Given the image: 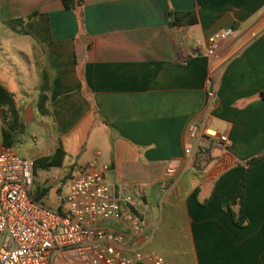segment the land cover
I'll return each instance as SVG.
<instances>
[{
    "label": "crops",
    "instance_id": "0c3cea01",
    "mask_svg": "<svg viewBox=\"0 0 264 264\" xmlns=\"http://www.w3.org/2000/svg\"><path fill=\"white\" fill-rule=\"evenodd\" d=\"M169 11L196 21L172 24ZM0 84L19 112L11 129L0 116V146L30 140L35 158L60 147L69 177L87 164L108 173L152 226L146 249L174 238L179 264H264V156L247 164L264 153V0H0ZM204 112L229 144L186 153V125Z\"/></svg>",
    "mask_w": 264,
    "mask_h": 264
},
{
    "label": "built area",
    "instance_id": "2783aa9c",
    "mask_svg": "<svg viewBox=\"0 0 264 264\" xmlns=\"http://www.w3.org/2000/svg\"><path fill=\"white\" fill-rule=\"evenodd\" d=\"M231 35L232 28L212 33L206 53L214 54L217 42ZM207 96H213L212 88ZM207 123L204 112L199 121L186 125L190 139L186 153L195 147L205 154L210 143L229 144L226 134L211 135ZM32 184L33 160L0 146V264H53L55 254L65 250L80 264H164L159 252L146 249L153 228L134 210L133 198H116L111 182L93 164L69 177L62 212L33 199ZM104 222H113L114 227H105Z\"/></svg>",
    "mask_w": 264,
    "mask_h": 264
},
{
    "label": "rangeland",
    "instance_id": "374dc122",
    "mask_svg": "<svg viewBox=\"0 0 264 264\" xmlns=\"http://www.w3.org/2000/svg\"><path fill=\"white\" fill-rule=\"evenodd\" d=\"M1 132L2 123L0 120V143H1ZM27 142H14L12 143L15 148L14 151L20 157L26 159H36L34 156L33 149L30 145V140ZM72 167L69 163V159L66 158L64 163L58 167H51L49 170L38 169L33 172V184L31 187V194L37 195L38 190L46 188L47 192L42 195L39 199L44 206L52 210H57L60 208L64 210L66 208V193L68 189L69 181V168ZM77 168V167H76ZM177 239H172L171 244H160L159 247L163 249L160 253L165 257L166 264H179L182 261L180 259V250L182 247L178 246ZM64 254V255H63ZM61 254L56 253L53 259V264H80L77 256L72 254L70 251H66Z\"/></svg>",
    "mask_w": 264,
    "mask_h": 264
},
{
    "label": "trees",
    "instance_id": "16d2710c",
    "mask_svg": "<svg viewBox=\"0 0 264 264\" xmlns=\"http://www.w3.org/2000/svg\"><path fill=\"white\" fill-rule=\"evenodd\" d=\"M80 3H81V0H62L63 6L67 9H73L79 6ZM168 17L171 18L172 24H178V23L192 24V23H195L196 21L195 16L191 12L180 13V12L169 11ZM259 95L261 98L264 99V92H260ZM0 116L3 122L6 124V126L9 129L13 128V126L17 123L19 119V112L15 106L14 94L10 92L9 90H7L1 84H0ZM5 136H6V133L4 130H2L1 137L3 141L5 139ZM64 156H65L64 151L60 147H58L51 155L38 157L34 159L33 160V172L35 173V171L38 169L49 170L51 167L61 166ZM263 156H264V153L258 157L251 158L250 160L247 161V164L249 165L253 161ZM247 177H248V167L246 166L245 168H243L242 179H241L239 188L232 200V204L241 203L242 193H243L244 185L247 181ZM46 192H47V189L42 188L38 190L37 195H32V197L33 199L39 201L40 197L44 195ZM57 211L62 212L63 210L58 208ZM230 213H231L233 221L237 225H241L244 223V218L240 213L235 214L233 210Z\"/></svg>",
    "mask_w": 264,
    "mask_h": 264
},
{
    "label": "water",
    "instance_id": "95a60500",
    "mask_svg": "<svg viewBox=\"0 0 264 264\" xmlns=\"http://www.w3.org/2000/svg\"><path fill=\"white\" fill-rule=\"evenodd\" d=\"M106 177L108 178L109 182H111V183L113 182V179L110 178V175L108 173H106Z\"/></svg>",
    "mask_w": 264,
    "mask_h": 264
}]
</instances>
